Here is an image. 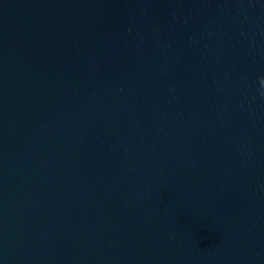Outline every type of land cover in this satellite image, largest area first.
I'll return each instance as SVG.
<instances>
[{
	"label": "water",
	"instance_id": "obj_1",
	"mask_svg": "<svg viewBox=\"0 0 264 264\" xmlns=\"http://www.w3.org/2000/svg\"><path fill=\"white\" fill-rule=\"evenodd\" d=\"M0 264H264V0H0Z\"/></svg>",
	"mask_w": 264,
	"mask_h": 264
}]
</instances>
